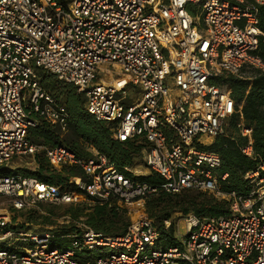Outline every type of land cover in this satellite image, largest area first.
<instances>
[{"label": "built area", "instance_id": "2783aa9c", "mask_svg": "<svg viewBox=\"0 0 264 264\" xmlns=\"http://www.w3.org/2000/svg\"><path fill=\"white\" fill-rule=\"evenodd\" d=\"M262 6L264 0H0V166L43 152L53 167H81L89 180L75 178V188L96 203L114 197L144 211L122 236L89 228L72 234L76 248L107 249L87 260H77L72 248L52 247L48 232L29 234L19 252L5 241L14 232L0 217V264H264V162L245 174L244 191L225 192L228 174L217 172L219 155L200 148L201 137L222 134L237 111L221 76L264 69L255 54L264 36ZM37 70L83 94L85 111L111 125L114 139L140 146L159 184L104 155L84 160L64 145L33 143L29 131L40 120L64 133L69 119ZM129 88L138 90L132 89L133 101ZM237 127L247 139L241 151L252 157V129L243 122ZM189 189L226 201L228 215L188 214L185 238L157 247L170 220L163 231L156 227L146 197ZM0 195L22 209L68 203L74 192L7 175L0 177Z\"/></svg>", "mask_w": 264, "mask_h": 264}, {"label": "trees", "instance_id": "16d2710c", "mask_svg": "<svg viewBox=\"0 0 264 264\" xmlns=\"http://www.w3.org/2000/svg\"><path fill=\"white\" fill-rule=\"evenodd\" d=\"M259 19L260 27L264 31V6L260 7ZM255 54L264 63V36L261 37ZM247 72L250 75L243 77L221 76V81L226 84L231 96L235 99L237 111L227 121L222 134L217 135L208 144L200 147L219 155L221 165L217 172L228 174L227 180L221 185L222 190L225 192L244 191L246 189L245 174L264 162V69H250ZM84 104L85 97L83 94L79 93L75 87H71L65 103L69 115L67 131L63 133L59 127L51 126L40 120L36 127L30 129L29 139L33 143L48 147L64 145L78 158L84 160L95 158V154L90 151L92 147L97 154L106 156L117 166L121 168L131 167L133 156L141 151L140 146L114 139L113 127L89 115L85 111ZM229 121L230 127L227 125ZM240 122L252 129V157L245 156L241 151L246 146L247 139L242 137L239 132L237 125ZM22 157H15L11 161ZM34 159L37 168L33 171L22 169L20 175L9 169H0V175L35 178L40 182L55 185L59 188L67 184L70 178L89 180L83 169L77 165H63L60 169L51 166L43 152L36 153ZM157 177L150 174L143 177V180L150 184H159L161 179ZM77 191L89 198L83 191L79 189ZM113 200L117 199L111 197L106 204L94 205L92 212L84 215L86 226L80 231L73 227L63 232L81 234L85 228H89L103 237L124 235L130 223L127 219L121 220L119 218V211L122 215L125 211L115 205L108 207ZM145 200L148 216L153 220L154 225L162 231L163 221L170 220L173 213L193 214L202 218L228 215L229 212L226 201L218 200L211 194L207 195L206 192L193 189L174 194L158 191L156 194L147 196ZM67 214L72 219L83 216L82 212L76 210H69ZM117 224H121V230L113 233L111 227ZM56 243H54L55 246L59 245H56ZM160 243L163 248L178 243L174 234L173 223L162 232ZM106 251L107 249L104 248L95 254L101 255ZM84 252L89 256L83 259H89L91 251L84 250Z\"/></svg>", "mask_w": 264, "mask_h": 264}, {"label": "rangeland", "instance_id": "374dc122", "mask_svg": "<svg viewBox=\"0 0 264 264\" xmlns=\"http://www.w3.org/2000/svg\"><path fill=\"white\" fill-rule=\"evenodd\" d=\"M113 71H116L114 68H112ZM118 73V72H117ZM250 75L248 73H244V76ZM36 77L41 82V85L50 93L52 94L58 101L62 103H66L67 96L71 90V87H74L70 84H67L63 81H60L52 74L46 73L42 70L36 71ZM138 91L135 88H129V92L131 95H129V100L133 101L136 97L134 95V91ZM228 127H230V121L228 122ZM210 141H212L211 138L208 137H201L200 143H203L202 145L208 144ZM132 165L130 167V170L135 172L136 174L143 176L141 173H144L146 171L145 162H144V154L142 151L137 153L133 156L132 159ZM36 161L34 159V156H28V157H22L19 159H14V161H11V163H8L7 165L0 166V169H9L12 172H15L16 174L21 175V170H29L33 171L36 169ZM58 167L57 169H60ZM150 175V174H149ZM4 176V175H0ZM62 191H72L74 192L72 201L68 203H58V202H38L33 205L27 206L22 209H16L13 206V199L9 196L0 195V217H6L7 224L4 229H10L13 230L12 232V238L10 237L6 239L5 241L13 242L12 245L13 248H16L19 252H22L29 244L28 242H23V239L29 236V234H41L44 232H48L52 234L53 242H57V246L61 247H68L74 249L76 253L77 260H82L83 258H87L89 256L84 252V250H87L85 248L79 249L72 245L73 238L72 233L70 232H63L66 229H71L75 227V229L84 228L86 225L84 224L85 217L84 215L86 213L92 212V207L94 205H97L99 203H96L91 198H86L84 194H80L77 189L75 188V182L73 178H70L67 184H64L60 186ZM207 195H209L207 193ZM146 200L144 202V209L146 211ZM101 205V204H99ZM115 205L119 209H122L124 212V215H122L121 211L120 213V219L124 220L127 219L130 224H132L136 218H138V211H143V208H138V205H125L118 200H113L110 202L109 208L111 206ZM69 210H76L83 213V216L72 219L71 216L67 214ZM147 213V212H146ZM148 215V213H147ZM185 216L181 213H173L172 218L170 219V224L173 223V229L175 237L177 238V241H182L186 236V226H185ZM4 229L2 232H4ZM121 230V224H117L111 227V231L113 233H116L117 231ZM74 233V232H73ZM1 235V234H0ZM62 235V236H61ZM60 240V241H57ZM4 242H0L2 245ZM55 244H52V247H54ZM157 247H162L161 243H157ZM12 248V247H11ZM93 255V256H92ZM95 252L90 253L89 259L95 258ZM84 260V259H83Z\"/></svg>", "mask_w": 264, "mask_h": 264}, {"label": "crops", "instance_id": "0c3cea01", "mask_svg": "<svg viewBox=\"0 0 264 264\" xmlns=\"http://www.w3.org/2000/svg\"><path fill=\"white\" fill-rule=\"evenodd\" d=\"M114 138V137H113ZM90 151H92L94 154H95V156L97 155V152H96V150H94L92 147L90 148ZM142 151V150H141ZM143 152V151H142ZM144 154V153H143ZM145 167H146V165H145ZM130 168V167H129ZM143 176H145V174L147 175H149V174H152L148 169H147V167H146V171H144V173H141ZM155 177H157L156 175H154ZM158 179H160L159 177H157Z\"/></svg>", "mask_w": 264, "mask_h": 264}]
</instances>
